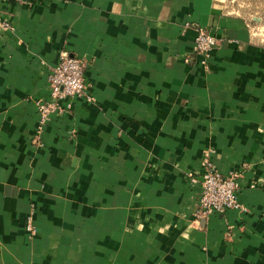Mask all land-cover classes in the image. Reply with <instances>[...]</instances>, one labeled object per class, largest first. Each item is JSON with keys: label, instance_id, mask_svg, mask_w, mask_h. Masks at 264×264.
Wrapping results in <instances>:
<instances>
[{"label": "crops", "instance_id": "crops-1", "mask_svg": "<svg viewBox=\"0 0 264 264\" xmlns=\"http://www.w3.org/2000/svg\"><path fill=\"white\" fill-rule=\"evenodd\" d=\"M2 22L0 264H264V42L227 0H0ZM63 49L86 94L39 126ZM205 155L245 211L195 219Z\"/></svg>", "mask_w": 264, "mask_h": 264}, {"label": "built area", "instance_id": "built-area-1", "mask_svg": "<svg viewBox=\"0 0 264 264\" xmlns=\"http://www.w3.org/2000/svg\"><path fill=\"white\" fill-rule=\"evenodd\" d=\"M24 2L25 0H3ZM3 29L11 28L9 22H2ZM217 38L210 32L198 33L193 43V53L201 63L216 47ZM85 64L77 56L63 49L58 53L57 62L49 68L47 83L48 100H37L38 125H44L52 114L64 111V100L85 95ZM89 99V98H88ZM200 193L194 210L196 220L204 219L212 214H224L228 210L245 211L238 200L239 182L235 174L222 175L215 167L208 155L202 159ZM32 213L25 217V230L29 235L36 233L32 222Z\"/></svg>", "mask_w": 264, "mask_h": 264}, {"label": "rangeland", "instance_id": "rangeland-1", "mask_svg": "<svg viewBox=\"0 0 264 264\" xmlns=\"http://www.w3.org/2000/svg\"><path fill=\"white\" fill-rule=\"evenodd\" d=\"M228 9L245 17L254 36L264 42V0H227Z\"/></svg>", "mask_w": 264, "mask_h": 264}]
</instances>
